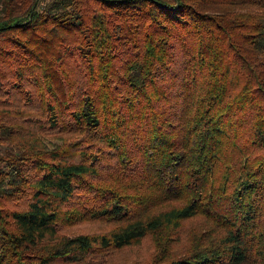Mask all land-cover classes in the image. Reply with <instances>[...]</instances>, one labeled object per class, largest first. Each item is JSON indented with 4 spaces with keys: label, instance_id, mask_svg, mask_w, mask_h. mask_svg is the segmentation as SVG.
<instances>
[{
    "label": "trees",
    "instance_id": "1",
    "mask_svg": "<svg viewBox=\"0 0 264 264\" xmlns=\"http://www.w3.org/2000/svg\"><path fill=\"white\" fill-rule=\"evenodd\" d=\"M146 236L264 264V0H0V264Z\"/></svg>",
    "mask_w": 264,
    "mask_h": 264
},
{
    "label": "rangeland",
    "instance_id": "2",
    "mask_svg": "<svg viewBox=\"0 0 264 264\" xmlns=\"http://www.w3.org/2000/svg\"><path fill=\"white\" fill-rule=\"evenodd\" d=\"M55 142L45 140L47 147H51ZM111 225L99 220L90 219L74 224H61L57 229L60 234L86 233L90 235H99L110 229ZM155 248L152 236L144 237L139 244H131L123 248H111L107 251L106 258L97 264H152Z\"/></svg>",
    "mask_w": 264,
    "mask_h": 264
}]
</instances>
